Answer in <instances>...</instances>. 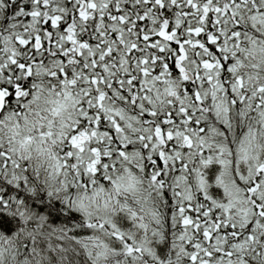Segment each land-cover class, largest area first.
Masks as SVG:
<instances>
[{
	"label": "snow or ice",
	"instance_id": "6c2138e0",
	"mask_svg": "<svg viewBox=\"0 0 264 264\" xmlns=\"http://www.w3.org/2000/svg\"><path fill=\"white\" fill-rule=\"evenodd\" d=\"M0 264H264V0H0Z\"/></svg>",
	"mask_w": 264,
	"mask_h": 264
}]
</instances>
